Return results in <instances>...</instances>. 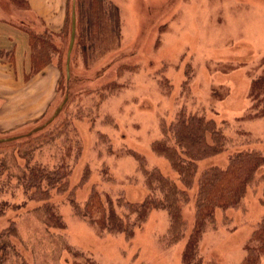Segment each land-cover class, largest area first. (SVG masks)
Segmentation results:
<instances>
[{"label": "rangeland", "instance_id": "1", "mask_svg": "<svg viewBox=\"0 0 264 264\" xmlns=\"http://www.w3.org/2000/svg\"><path fill=\"white\" fill-rule=\"evenodd\" d=\"M75 1L78 24L68 77ZM100 2V28L88 32L92 0H0V19L55 33L57 45L44 69L33 73L30 59L16 82L4 65L0 140L13 139L0 142V264H185L193 203L183 208L185 237L169 245L166 210H151L127 238L100 230L71 201L82 208L96 190L140 203L148 194L143 168L175 179L170 161L152 146L181 110H206L234 144L203 167L225 166L238 150H264V118L248 115L252 106L256 110L249 85L264 77V0ZM21 34L15 39L23 45ZM5 58L0 54L1 64ZM239 90L244 94L235 98ZM66 97L60 114L30 134ZM56 169L69 174L52 189L42 181L41 189L50 193L32 200V171ZM47 208L64 228L48 219ZM263 217L260 182L248 188L238 207L216 212L199 244L201 264H244L248 249L261 246L251 238ZM258 254L257 264H264V250Z\"/></svg>", "mask_w": 264, "mask_h": 264}, {"label": "trees", "instance_id": "2", "mask_svg": "<svg viewBox=\"0 0 264 264\" xmlns=\"http://www.w3.org/2000/svg\"><path fill=\"white\" fill-rule=\"evenodd\" d=\"M73 6L77 33L76 1ZM115 10V15L118 16V9ZM91 11L92 21L88 32H96L100 28L99 18H102L104 13L102 3L96 4V0H92ZM20 27L28 34L31 69L33 73H36L51 62L53 49L57 47L53 42L55 33L34 32L28 27ZM66 27L67 23H65L63 31L66 30ZM84 44L86 46V41ZM110 84L111 82L106 86ZM249 87V95L253 99L252 102L256 104V110L252 106L253 111L248 115L254 118H264V106L260 107L264 103V77L252 81ZM243 94L244 91L239 90L235 94V98ZM229 101L232 100L229 99ZM203 110L191 113L181 110L175 119L161 128L162 137L153 143V151L170 161L172 170L176 174L175 179L166 176L158 168H143L144 183L148 194L142 202H129L123 197L113 200L108 195L103 197V194L94 190L82 208L73 200L71 201L77 214L89 222L96 223L102 231L121 233L125 234L127 238H131L134 235L135 227L146 221L151 210L163 209L169 216L166 236L167 243L171 245L185 237L187 223L183 217V208L193 203L194 222L190 234L186 236L182 259L185 264H201L199 244L207 226L215 224L216 212L238 207L249 187L258 185L260 182L264 184V150H238L231 155L225 166L203 167L205 161L223 155L234 145L217 121L209 117L206 110ZM241 118L243 117L237 119ZM242 134L249 136L246 133ZM62 167L66 169L65 166ZM68 174L60 169L52 172L33 170L30 186L36 190L31 199H45L44 195L50 193V188L41 189L42 181H46L47 187L51 186L52 189L54 183L63 180ZM57 176L59 180L54 179ZM191 190L195 191L194 196H191ZM120 208H124L128 212L124 211L123 213L118 210ZM46 210L48 219L53 221L56 227H65L60 216L52 214L48 208ZM251 239L261 242V246L254 245L248 249L249 255L244 264H257L258 253L264 250V217Z\"/></svg>", "mask_w": 264, "mask_h": 264}, {"label": "crops", "instance_id": "3", "mask_svg": "<svg viewBox=\"0 0 264 264\" xmlns=\"http://www.w3.org/2000/svg\"><path fill=\"white\" fill-rule=\"evenodd\" d=\"M63 13V22L60 29L63 28L67 18V6L64 9ZM21 33L24 34L23 45H20L15 37H22ZM0 54L7 57L6 60H1L3 64L0 63V82H3L5 79V73L8 69L5 67L10 65L9 69L14 72L15 82L20 78V73H23L29 68L30 61V46H29V37L27 32L20 27L17 23H10L5 20L0 19ZM13 57V60L11 58ZM7 63V64H5ZM28 64V66H27ZM6 65V66H4ZM10 83V82H9ZM11 85L12 82L10 83ZM5 84H2L4 86ZM3 88V87H2Z\"/></svg>", "mask_w": 264, "mask_h": 264}, {"label": "water", "instance_id": "4", "mask_svg": "<svg viewBox=\"0 0 264 264\" xmlns=\"http://www.w3.org/2000/svg\"><path fill=\"white\" fill-rule=\"evenodd\" d=\"M75 36H76V15H75V9L73 8L71 38H70V45H69L68 54H67L68 77H69V72H70V59H71V53H72L73 48H74ZM67 100H68V97H66L64 99V101L58 106V108L55 110L54 114L51 116V118L46 123H44L42 126L35 128L30 134H32L34 132H38V131L42 130L43 128H45L46 126H48L60 114V112L63 109L64 105L66 104ZM12 139L13 138L2 139V140H0V142L9 141Z\"/></svg>", "mask_w": 264, "mask_h": 264}]
</instances>
